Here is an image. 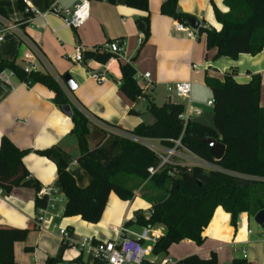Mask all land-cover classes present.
<instances>
[{"label":"crops","instance_id":"1","mask_svg":"<svg viewBox=\"0 0 264 264\" xmlns=\"http://www.w3.org/2000/svg\"><path fill=\"white\" fill-rule=\"evenodd\" d=\"M20 0H0V63L12 62L24 66L23 56L31 52L38 57V70L51 75L62 87L70 102L83 108L93 123L94 129L88 138L89 149L102 141L99 130L121 133L107 127L104 122L124 130H133L141 124L151 125L154 117L147 111V102L142 98L130 101L121 91V64L132 63L136 70L138 85L147 94L152 95L157 106L172 103L184 106L183 117L212 127L214 125L212 91L206 86V79L224 81L225 74L235 71L236 83L249 84L252 76L261 80L260 107H264V50L257 56L240 55L237 61L218 57L217 49H208L206 34H199L195 40L185 33L178 32L179 21L163 16L161 6L166 0L149 1L150 37L142 46L136 20L145 14L129 8L126 0H116L112 5L107 0H93L90 3V18L80 29L70 28L63 18L47 15L23 22L25 13ZM40 14L54 7L71 9L78 0H28ZM180 11L198 22L199 29H221L215 17V9L227 13L224 0H178ZM18 27L17 32L7 30L9 26ZM198 29V30H199ZM111 41L124 44L125 60L112 59L107 64L86 61L80 65L73 62L78 48L83 51L94 47H104ZM91 73L104 74L108 81L97 84ZM145 74H150L148 80ZM69 75L76 84V90L70 91L63 83V77ZM179 82H190L191 96L188 100H174L168 87ZM179 99V98H177ZM199 114H196V112ZM73 123L54 103V94L46 87L33 83L27 85L16 77L8 83L0 80V143L3 137L9 138L20 150L29 151L24 164L30 175L41 186L34 188H16L8 196L0 190V228L29 230L23 243L14 245V258L18 264H76L82 257L84 264H105L95 261L91 256L82 254L77 247H66L57 225L68 232V239L77 245L82 239L95 242L115 241L120 236L140 237L146 228L132 225L124 227L126 222L135 220L142 213L149 218L151 204L146 200L144 189L134 193V199L121 201L112 194L108 200L102 220L97 225L85 223L80 217L64 218L66 199L60 188L57 167L53 159L38 155L37 151L57 147L62 150L68 164L69 173L80 188L88 187L92 178L78 165L80 149L76 138L71 134ZM148 141L152 149L161 152L159 141ZM183 152V153H182ZM183 166H201L206 164L182 149L175 153ZM191 163V165H190ZM54 187L58 191L59 201L51 213L50 220L39 229L36 224V200L43 197L44 188ZM231 215L218 208L203 233L201 246L191 241L173 245L167 255L153 256L154 243L160 239L165 229L156 227L149 231L150 240L142 241L149 250L148 262L160 264L166 259L178 264L190 256L209 259L216 255L218 264H232L242 261L246 264H264V229L254 226L247 214L238 218L232 225ZM251 231V234L249 233ZM122 233V234H121ZM246 252V255H244ZM246 256V257H245Z\"/></svg>","mask_w":264,"mask_h":264},{"label":"trees","instance_id":"2","mask_svg":"<svg viewBox=\"0 0 264 264\" xmlns=\"http://www.w3.org/2000/svg\"><path fill=\"white\" fill-rule=\"evenodd\" d=\"M24 1L20 0L19 4L25 13L23 22H27L32 15L26 12ZM107 1L116 4V0ZM149 1L126 0L129 8L145 14L136 20V25L146 39L150 37ZM224 5L227 13L215 9L216 21L221 25L219 31L197 28L199 34H206L208 49H217L218 57L233 61H237L240 55H259L264 50V0H224ZM160 13L184 25H190L193 19L180 11L178 0H166ZM83 58L85 62L105 65L115 56L104 51L103 47H94L83 51ZM3 71L13 72L22 83L46 87L54 94L58 108L62 110L69 106L72 110L71 134L80 149L77 162L92 178L91 184L86 188L77 185L61 149L52 147L36 152L53 159L56 164L58 182L66 199L64 218L80 217L85 223L99 224L112 194L123 202L134 199V190L122 181V178L129 177L136 181L137 188L144 185L143 189L148 193L145 198L152 208L149 218L137 214L134 222H126L124 227L134 224L147 230L163 227L165 233L152 249V255L159 256L167 255L173 245L183 241L201 246L203 233L218 208L231 215L234 227L240 215L254 218L264 210V107H260L259 76H252L251 82L244 85L235 82L234 70L225 74L222 82L206 79V86L213 94L214 125L210 127L185 120L182 104L157 106L153 96L138 85L133 64L123 63L120 91L132 102L143 98L155 122L141 124L133 130L104 122L121 133L99 130L103 139L91 150L88 138L94 129L93 123L83 108L70 102L51 75L26 74L16 61L0 63V74ZM205 139H214L226 147L220 162L210 155L209 146L201 143ZM141 140L159 141L166 151L184 149L210 167L162 165L160 155L141 144ZM28 153L20 150L9 138L1 139L0 190L5 196L21 187L41 191L40 184L24 164ZM149 169L159 170L151 175ZM46 205L47 197L36 200L37 210ZM28 234L29 230L0 228V264H18L14 258V245L25 242ZM75 263L84 264L82 257ZM178 264H218V260L215 254L206 260L190 256ZM232 264L246 263L234 261Z\"/></svg>","mask_w":264,"mask_h":264},{"label":"built area","instance_id":"3","mask_svg":"<svg viewBox=\"0 0 264 264\" xmlns=\"http://www.w3.org/2000/svg\"><path fill=\"white\" fill-rule=\"evenodd\" d=\"M91 1L93 0H78V2L71 9H62L60 7H54L44 14H40L37 10H35L30 5V2L28 0H25L24 4L26 7V12L32 15V19L45 18L47 15H53L56 17L63 18L70 28L78 30L82 28L90 18ZM17 29V26L12 25L9 26L7 30L17 32ZM176 30L178 32L185 33L188 38L193 40L197 38L199 33L197 30L192 29L190 25H184L182 23L176 25ZM0 41H3V36H0ZM145 41V34L140 35L138 41L139 46H142ZM103 50L114 54L115 59L125 60L124 44L120 41L106 44L103 47ZM23 62V70L26 74L39 72L37 64L38 57H36L33 53H25L23 56ZM73 62L80 65L85 64V60L83 58V50L81 48L77 49L76 54L73 57ZM90 75L91 78L99 85H102L108 81V78L104 74L91 73ZM12 77H15V75L11 71H3L0 74V80H2L6 84ZM143 77L145 80H148L150 78V74H145ZM168 92L179 99L188 100L191 96L192 85L190 82L174 83L168 87ZM208 106L213 107V101L209 102ZM196 114H199V112L197 111ZM176 145L177 147H180V142H177ZM152 150L155 151V149ZM176 150L177 149L170 151V156H174ZM155 152L159 154V152ZM162 160V165L168 163L171 164L168 159L162 158ZM201 166L207 168L210 167L207 164ZM158 170L159 169H149V173L151 175H154ZM42 193L43 197H47V205L37 210L35 220L39 229H43L44 225L50 220L51 213L56 209V203L59 201L58 191L54 187L44 188L42 190ZM54 229L58 231L66 247H77L82 254L91 256L95 261L102 262L105 264H150V262H148L147 260L149 256V250L145 248L142 244V241L150 240L148 236L149 231L147 229L138 238L122 235L115 241L106 242H95L93 239L84 238L77 245L73 244L68 239L67 230L61 229L57 225L54 226ZM249 233L251 234V231H249ZM262 238L264 240V233L262 235ZM244 255H246V252H244ZM171 263L172 260L166 259L160 264Z\"/></svg>","mask_w":264,"mask_h":264},{"label":"water","instance_id":"4","mask_svg":"<svg viewBox=\"0 0 264 264\" xmlns=\"http://www.w3.org/2000/svg\"><path fill=\"white\" fill-rule=\"evenodd\" d=\"M198 25H199L198 22L195 21L194 19L190 21V26L192 29L197 30ZM63 83L66 86V88H68L70 91L74 92L76 90V84L74 83L73 79L69 75H65L63 77ZM171 103H172V100H169V104ZM62 111L67 116L71 117L72 110L69 106L64 107ZM201 143L209 146L210 155L214 158L216 162H220L224 158L225 153H226V147L223 144L219 143L218 141L214 139H205L201 141ZM254 222L259 227L264 229V210L257 213L254 216Z\"/></svg>","mask_w":264,"mask_h":264},{"label":"rangeland","instance_id":"5","mask_svg":"<svg viewBox=\"0 0 264 264\" xmlns=\"http://www.w3.org/2000/svg\"><path fill=\"white\" fill-rule=\"evenodd\" d=\"M170 97H173L174 100H180V99H177V97L174 96V95H172V94L170 95ZM139 142H140L141 144L145 145V146L153 147L152 144H150L148 141H139ZM88 144H90V143L88 142ZM177 151H182V149L177 150ZM182 153H183V152H182ZM159 155H160L162 158H164V159H168L169 162L172 163V164H175V163L178 162L177 157H176L175 155H174V156H170V151H166L165 149H162V151L159 152ZM190 165H191V163H190ZM193 166H196V164L191 165V166H189V167H193ZM122 181H123L124 184H125L126 186H128L130 189L134 190V191H133L134 193H135L137 190L141 189V187L137 188V183H136V181H135L134 179H131V178H129V177H124V178H122ZM251 222H252V224H254V226H256V225H255L256 223L254 222V218H251Z\"/></svg>","mask_w":264,"mask_h":264}]
</instances>
